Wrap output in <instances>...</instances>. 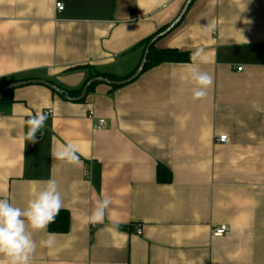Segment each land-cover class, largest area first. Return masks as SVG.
<instances>
[{
  "label": "crops",
  "instance_id": "0c3cea01",
  "mask_svg": "<svg viewBox=\"0 0 264 264\" xmlns=\"http://www.w3.org/2000/svg\"><path fill=\"white\" fill-rule=\"evenodd\" d=\"M185 1L0 0V90L13 78L78 90L93 71L127 75L143 41ZM208 23L216 29L206 36ZM155 45L206 50L209 62L198 66L214 83L204 99H192L190 60L117 87L97 81L80 100L23 85L0 107V198L25 207L55 179L70 216L65 232L48 225L56 243L38 247L32 264H264V0H194ZM48 110L32 144L25 121ZM67 142L77 145L79 165L51 157ZM101 193L112 202L93 226L87 217ZM113 223L118 234L102 231ZM220 225L229 230L213 236Z\"/></svg>",
  "mask_w": 264,
  "mask_h": 264
},
{
  "label": "clouds",
  "instance_id": "9594fccd",
  "mask_svg": "<svg viewBox=\"0 0 264 264\" xmlns=\"http://www.w3.org/2000/svg\"><path fill=\"white\" fill-rule=\"evenodd\" d=\"M204 35H210L215 31V23L201 26ZM190 63L187 66V78L192 83V99L202 100L207 96V90L213 86L214 79L211 74L202 71L198 65L207 64L209 57L203 47L194 48L190 54ZM49 114L37 111L34 115L29 114L25 121V139L32 144L39 142L38 133L43 135ZM104 120H100V125ZM221 141L227 140V134L218 133ZM79 149L76 144L67 142L51 149V157L55 160L64 161L70 165L81 163L77 155ZM44 187L38 189L26 202L25 207L16 206L11 198H0V264H32L33 257L38 247L52 248L56 243V233L48 232V225L55 221L56 216L62 209L63 199L55 179L44 181ZM111 198L103 193L97 198L95 206L87 217V222L93 226L103 224L106 213L111 205ZM111 234H118L119 225L113 223L105 226ZM45 233V238L37 242L34 234Z\"/></svg>",
  "mask_w": 264,
  "mask_h": 264
},
{
  "label": "trees",
  "instance_id": "16d2710c",
  "mask_svg": "<svg viewBox=\"0 0 264 264\" xmlns=\"http://www.w3.org/2000/svg\"><path fill=\"white\" fill-rule=\"evenodd\" d=\"M168 26H169V24L162 27L159 31H157L151 37H149L148 39L143 41V43L141 44V46L143 48L141 59L139 60L137 66L131 71V73L124 75V76H119L116 74H108V73L101 72V71H93L90 73V75L86 79L84 85L80 89H78V90H66L65 88L59 87V89H60L59 92L61 94H66L69 97L79 96L82 94L85 85L92 78L98 77V76H101L105 80L113 83V85L115 87L122 85L123 83L118 84V82L127 79L128 77H130L135 72V70L138 68V66H139V64H140V62H141V60L145 54L146 47H147L148 43L150 42V40L155 35H157L161 31L165 30ZM155 44H156V42L151 46V48L147 54L146 63H145V66H144L142 73L144 71L154 67V66H157V65L165 63V62H189L190 61L191 52L188 50H179L176 48H157ZM20 80H23V79L13 78L6 85H8L11 82H16V81H20ZM96 83L97 82H92L89 85L87 91H89ZM1 91H2V89L0 90V93H1ZM12 91H13V89H10L4 93V95L1 99V102H0V107L11 100L10 96H11ZM158 174H159V177L161 175V178H160L161 180H164V179L167 181L171 180V172L169 169H166L165 167L159 166L158 167ZM69 221H70L69 213L66 210L61 209L59 214L56 216L55 221L53 223L49 224V228L53 232H65L69 228Z\"/></svg>",
  "mask_w": 264,
  "mask_h": 264
},
{
  "label": "water",
  "instance_id": "95a60500",
  "mask_svg": "<svg viewBox=\"0 0 264 264\" xmlns=\"http://www.w3.org/2000/svg\"><path fill=\"white\" fill-rule=\"evenodd\" d=\"M194 0H186L180 13L178 14V16L169 24V26L161 31L160 33H158L157 35H155L151 40L150 42L148 43L147 47H146V50H145V54L138 66V68L135 70V72L130 76L128 77L127 79L123 80V81H120L118 82L119 83H127V82H130L132 80H134L136 77H138L141 72L143 71L144 69V66H145V63H146V58H147V54L151 48V46L156 42L157 39H159L160 37L166 35L167 33H169L183 18V16L185 15L186 11L188 10L189 6L191 5V3L193 2ZM104 78L101 77V76H98V77H94L92 78L84 87V90L82 92V94L77 98V99H83L85 96H86V93H87V89L89 87V85L92 83V82H97V81H103ZM44 84V85H47L49 87H51L52 89L56 90V91H59V88L54 85L53 83L49 82V81H46V80H43V79H29V80H20V81H16V82H11L9 83L8 85H6L1 93H0V102H1V99L4 95V93L10 89H14L16 87H19V86H23V85H28V84Z\"/></svg>",
  "mask_w": 264,
  "mask_h": 264
},
{
  "label": "built area",
  "instance_id": "2783aa9c",
  "mask_svg": "<svg viewBox=\"0 0 264 264\" xmlns=\"http://www.w3.org/2000/svg\"><path fill=\"white\" fill-rule=\"evenodd\" d=\"M56 7H57V10H59V11H63L64 8H65V6H64V4H63L62 2H57V3H56ZM239 69H242V68L240 67ZM52 112H53V110H48V111H47L48 114H51ZM89 116H90L91 118H93V117H94V112L91 111L90 114H89ZM100 120H101V119H99V121H98L97 124H98L100 127H103V126L105 125V120L103 119V120H104V124H103V125H100ZM227 137H228V135H227ZM228 140H229V138H227V140L221 141L220 138H219V136L217 137V141H219V142H221V143H227ZM228 230H229V227H228L227 225H220V226H218V227L213 228V229L211 230V233H212L213 236H222V235H224ZM136 231H137V233L140 234V233L142 232V228H141L140 226H137V227H136Z\"/></svg>",
  "mask_w": 264,
  "mask_h": 264
}]
</instances>
